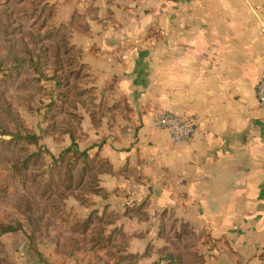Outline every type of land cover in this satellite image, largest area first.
<instances>
[{
	"label": "crops",
	"instance_id": "obj_1",
	"mask_svg": "<svg viewBox=\"0 0 264 264\" xmlns=\"http://www.w3.org/2000/svg\"><path fill=\"white\" fill-rule=\"evenodd\" d=\"M49 2L95 102L76 143L101 192L74 218L136 264H264V0ZM167 111L188 141L155 128Z\"/></svg>",
	"mask_w": 264,
	"mask_h": 264
},
{
	"label": "rangeland",
	"instance_id": "obj_2",
	"mask_svg": "<svg viewBox=\"0 0 264 264\" xmlns=\"http://www.w3.org/2000/svg\"><path fill=\"white\" fill-rule=\"evenodd\" d=\"M7 2L0 0V233L14 231L0 235V264H134L118 262L123 238L97 245L101 225L81 224L68 208L71 197L88 203L97 186L92 164L83 174V158L66 153L71 116L95 105L91 94L75 97L87 80L70 66L61 34L44 26L43 0ZM32 135L38 145L27 141Z\"/></svg>",
	"mask_w": 264,
	"mask_h": 264
},
{
	"label": "trees",
	"instance_id": "obj_3",
	"mask_svg": "<svg viewBox=\"0 0 264 264\" xmlns=\"http://www.w3.org/2000/svg\"><path fill=\"white\" fill-rule=\"evenodd\" d=\"M8 1L7 3H9L11 0H5V2ZM42 3V2H41ZM53 7L55 8V6L53 5ZM52 6H50V2L49 0H43V7L41 9V17L43 18L44 22V26H49L51 28L50 32L49 33H55L57 35H60V39L61 41L65 42L66 46H67V49L65 50V54L66 55H71L72 56V62L70 64L73 65L75 64L76 66L79 67V71L78 73L76 72V76L77 77H82L84 78V80H86V76H84L83 71H84V68L80 65V62H79V56H80V53L79 51L75 50V48L71 45L70 43V40H69V33L66 31V29L64 27H57L55 24H54V15H55V9L53 8ZM50 9L49 13L47 15H44L45 12H44V9ZM58 56V54H57ZM33 63V62H32ZM17 66H20V65H17ZM33 67L35 69V72H37L38 74H41V76H43V72H42V69L38 67V64L37 63H33ZM17 70V68L15 67L13 69V72ZM83 70V71H82ZM67 84L66 83H60V82H57V87L58 88H61V87H66ZM78 92L76 93L75 97H78V96H81V95H85V94H88L90 95L92 92L89 91V90H84V89H80L78 88ZM71 119H73L74 121V124H76V128H72L70 129L69 131H67L66 134L69 135L71 141H72V146L67 150L66 153H69V152H75L76 154H79L82 158H83V161L85 162V169L83 171V174H85V171L89 168V158H88V155L86 152H83V153H80L78 150H77V140L81 139V137H84L85 134L83 133L82 131V128H81V123H82V117L81 116H77V115H73L71 116ZM79 133H78V132ZM27 141L30 143V144H34V145H38L39 144V141H40V137L39 136H36V135H32V136H27L26 137ZM91 170H93V172L95 173V176L97 177V173L95 172V169L93 168V165L91 166L90 168ZM96 187V186H95ZM93 188L92 191L93 192H101L99 190H97L96 188ZM110 221L109 220H106V219H103V220H100L99 221V224L101 225L102 229L100 230V234L103 235L104 234V230H105V225L108 224ZM86 225H89L88 223H86ZM14 229L12 228H3L1 229V233L0 235H3V234H6V233H10V232H13ZM105 239L103 237H101L100 240H98L97 242V245H102L104 243ZM100 247V246H99ZM121 261H126V262H135L134 264H136V258L135 257H132V256H126V257H123V256H119V261L118 262H121Z\"/></svg>",
	"mask_w": 264,
	"mask_h": 264
},
{
	"label": "built area",
	"instance_id": "obj_4",
	"mask_svg": "<svg viewBox=\"0 0 264 264\" xmlns=\"http://www.w3.org/2000/svg\"><path fill=\"white\" fill-rule=\"evenodd\" d=\"M181 2L183 0H168ZM255 95L260 107L264 106V75L255 88ZM155 128L169 133L173 144L178 145L188 141L197 128V122L189 117H183L173 112L159 114L154 120Z\"/></svg>",
	"mask_w": 264,
	"mask_h": 264
}]
</instances>
